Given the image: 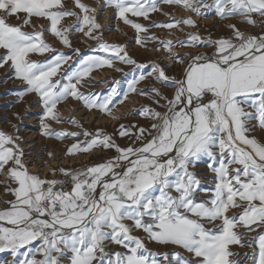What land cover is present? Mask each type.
Listing matches in <instances>:
<instances>
[{"label": "snow or ice", "instance_id": "snow-or-ice-1", "mask_svg": "<svg viewBox=\"0 0 264 264\" xmlns=\"http://www.w3.org/2000/svg\"><path fill=\"white\" fill-rule=\"evenodd\" d=\"M162 2L203 18L210 13L221 19L241 17L253 27L254 17L264 18V0ZM73 5L79 11L69 10L66 0H0V68L7 66L25 85L15 93L16 102L27 94L38 98L43 135L75 138L66 155L94 149L114 154L78 170H51L63 179L42 178L24 162L18 129L17 134L0 130V174L15 185L6 186L13 199L0 208V254L11 257H0V264H245L233 246L251 250L244 253L248 264H264V137L253 134L257 128L264 131V30L251 34L232 23L227 37L192 32L186 40H161L148 34L150 27L183 32L180 25L195 28L196 21L188 16L146 26L131 17L149 20L151 13L162 12L158 0H103L102 8L111 7L125 25L145 34L137 36L138 45L158 41L152 51L163 49L169 62L141 64L125 46L102 39L96 8L82 0H73ZM72 17L73 22L63 23ZM41 19L46 23H34ZM46 33L72 55L49 44ZM74 33L97 41L92 51L110 56L73 60L80 56V49L72 47ZM33 54L50 55L38 61ZM115 61L141 70L126 91L81 90L94 70L122 71ZM172 64L183 67L179 78L168 74ZM146 78L171 88V94L157 87L138 89ZM130 93L148 96L156 107L138 112L151 121L150 128L133 133L124 124L118 126L119 135L130 140L127 146L101 128H52L66 122L83 128L75 118H62L58 106L69 98L118 120L112 109ZM205 158L212 188L204 187L194 171ZM149 243L166 251L153 252ZM112 246L120 250L110 251Z\"/></svg>", "mask_w": 264, "mask_h": 264}, {"label": "rangeland", "instance_id": "rangeland-1", "mask_svg": "<svg viewBox=\"0 0 264 264\" xmlns=\"http://www.w3.org/2000/svg\"><path fill=\"white\" fill-rule=\"evenodd\" d=\"M83 3L89 5L90 7L96 8L97 22L100 23L102 33V39L110 44H119L125 46L129 56L141 64H151V63H160L162 65H168V61L164 60V51L161 49L159 52L152 51L156 46L158 41L150 42L147 44V47H141L136 43L137 36L140 35L143 37L145 34H138L130 26L125 25L121 20H119L115 14L114 9L102 8L103 0H82ZM69 10H76L74 8L73 0H66ZM158 6L163 10L162 12H153L150 14L149 20H144L143 18L131 17L139 23L144 25H150L153 22L167 23L171 19H181L188 16H191L197 24V27H189L186 25H180L184 29L183 32L172 29L169 32L168 29L164 28H149L150 35L159 37L161 40H186L187 33L198 32L203 37H211L212 39H218L220 37H227L231 35V29L228 27L229 24H236L241 30L250 33L251 25L245 24L242 22L241 17H233L229 19H221L214 14L210 13L207 18L196 16L181 7L168 5L158 0ZM163 13H170V15H164ZM75 20L72 18H65L63 21L64 24H69ZM11 23H17L16 20H11ZM34 23L41 24L46 23L44 20H34ZM25 30L31 31V28H26ZM45 40L51 44L58 51L64 52L65 54L72 55V51L69 48L64 47L55 37L51 34L46 33ZM72 47L80 49V56H73V60L79 61L84 56L88 55H101L109 57L110 53H102L92 51L97 45V41L90 40L84 37L80 33H74L71 36ZM181 52H208L211 53V48H180ZM50 54H45L49 56ZM45 56H39L33 54L32 59L42 61L45 59ZM71 63V62H70ZM67 67V66H65ZM115 67L122 69V71H115L113 68L104 67L99 70H94L91 76L90 84L81 89L84 92H95L106 94L108 90L112 87H116L119 93H123L127 90L128 83L135 77H138L140 69H137L134 65L123 64L119 61H115ZM167 72L171 76L180 77L183 67L180 65L172 64L167 67ZM103 81V82H101ZM118 82V83H114ZM25 85H23L19 80L14 79L12 72L5 68H0V130L8 132L10 134H17L22 137L20 141L21 147L24 151L25 157V148L24 146L32 145L31 149L33 152L34 163L39 167V165H45L47 167L46 172L38 171L36 173L40 174L42 178H58L60 173L57 171L56 175L53 176L51 170L59 169L61 167L66 169L78 170L80 168L90 166L96 163L103 162L105 159L110 158L114 152L112 151H101L99 149H94L91 154L78 153L76 155H66L68 147L75 143V138L68 137L64 139H57L54 136H45L41 131L40 116L42 113V108L37 102V97L34 94H27L24 99L20 102L18 96L15 93H18L23 90ZM152 87L161 88V90L166 94L170 95L172 92L171 88H163L158 82L152 78H146L144 81H141L138 85V89L149 90ZM151 94V93H149ZM163 104L164 102L161 101ZM61 112L62 118L64 120H70L75 118L79 125H82L83 128L77 127L71 123H60L52 124V128L56 131L67 130L69 132L83 131L87 130L89 132H95L97 128H101L107 134L111 135L115 142L122 147L127 146L130 143L128 137H121L119 135V125L124 124L126 128H129L131 132H137L138 128H150L151 121L145 117L138 114L139 110L143 107H153L156 105L148 98V96L137 95L134 93L129 94L128 100L124 104H118L115 108L112 109L113 113L120 117L116 120L113 125L105 124V120H110L111 118L101 113L99 110L87 109L82 102L73 100L69 98L67 101L63 102L58 106ZM157 110H163L158 108ZM19 113L20 118H17L15 115ZM85 117V118H84ZM91 118V119H90ZM105 122V123H104ZM13 125H16V128H13ZM135 125L136 127H132ZM27 130V131H26ZM29 132L35 137L29 142H26L25 139L28 137ZM257 138L264 137V131H261L259 128L253 133ZM84 139V137H80ZM33 147V148H32ZM34 149V150H33ZM49 153H52V156H49ZM54 156V157H53ZM60 156L64 158L72 157H86L83 161L84 163L69 166L67 163L63 164L62 160L59 159ZM25 162V161H24ZM40 162V164H39ZM202 179L204 187L212 188L213 176L206 169V158L202 160L199 165L194 169ZM2 177L4 180L2 181ZM4 181H8L5 182ZM7 187H14L6 175L0 174V208L5 207V201L11 200L13 197L9 192L6 191ZM243 231V229H241ZM143 236L142 233H137ZM252 235H255L253 233ZM148 247L153 252H163L166 249L157 247L153 243H149ZM110 251L120 250L116 246H112L109 249ZM233 251L240 253V260L245 261V264L248 262L245 260L244 253L250 252L248 248H240L238 246H233ZM5 260H11V257L6 254H0Z\"/></svg>", "mask_w": 264, "mask_h": 264}, {"label": "bare ground", "instance_id": "bare-ground-1", "mask_svg": "<svg viewBox=\"0 0 264 264\" xmlns=\"http://www.w3.org/2000/svg\"><path fill=\"white\" fill-rule=\"evenodd\" d=\"M85 118V117H84ZM91 119V118H90ZM115 119H110V120H105V124H108V125H113L115 123ZM27 131V130H26ZM28 137H26L25 139L27 140L26 142H29L31 141L32 139H34L33 137H35L33 134H31L29 132V135H27ZM31 146L32 145H25L24 148H25V164L28 166L29 168V171L30 172H33V173H36L38 171H41V172H46L47 171V167L45 165H39V167L34 163V156H33V152H32V149H31ZM33 148V147H32ZM34 150V149H33ZM54 157V156H53ZM62 160V163L65 164L67 163L69 166H73V165H77V164H81V163H84L85 161H83L84 159H86V157H72V158H64L62 156H60V158ZM40 164V162H39ZM4 180V177H2V181ZM5 182H8V181H4ZM1 199V198H0ZM1 201V200H0ZM1 203V202H0ZM2 204V203H1ZM163 249V248H162Z\"/></svg>", "mask_w": 264, "mask_h": 264}, {"label": "built area", "instance_id": "built-area-1", "mask_svg": "<svg viewBox=\"0 0 264 264\" xmlns=\"http://www.w3.org/2000/svg\"><path fill=\"white\" fill-rule=\"evenodd\" d=\"M254 19H256L257 24L255 27L251 25V31H250L251 34H256L264 30L262 29V23H264V18L254 17ZM63 178L64 177L60 174L57 179H63Z\"/></svg>", "mask_w": 264, "mask_h": 264}]
</instances>
